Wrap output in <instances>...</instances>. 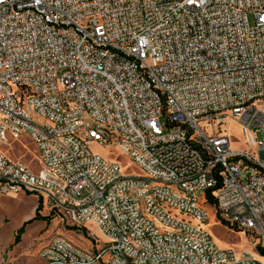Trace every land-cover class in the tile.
<instances>
[{
    "label": "built area",
    "instance_id": "2783aa9c",
    "mask_svg": "<svg viewBox=\"0 0 264 264\" xmlns=\"http://www.w3.org/2000/svg\"><path fill=\"white\" fill-rule=\"evenodd\" d=\"M262 104L264 0H0V144L28 139L40 168L0 151V195L102 237H53L42 264H264ZM210 191L253 251L216 245Z\"/></svg>",
    "mask_w": 264,
    "mask_h": 264
},
{
    "label": "rangeland",
    "instance_id": "374dc122",
    "mask_svg": "<svg viewBox=\"0 0 264 264\" xmlns=\"http://www.w3.org/2000/svg\"><path fill=\"white\" fill-rule=\"evenodd\" d=\"M262 106L264 107V104ZM202 126L199 124L200 128ZM220 130L228 137L232 150L249 151L245 132L236 121L227 117L224 124L220 126ZM256 138H259L258 134H256ZM91 150L107 160H115L120 168L129 175H140L139 170L120 154H115L106 148H99L97 145L91 146ZM0 151L10 161L21 162L35 173L40 169L36 152L26 138L19 141L9 140L0 144ZM85 193L86 191L83 190L81 195L83 196ZM37 206H40V203L33 194L0 195V260L5 264H41L38 254L53 237H62L83 251L91 248L95 241L99 242V239H102L93 226L68 224L46 210H41V206L37 211ZM207 210L209 221L206 230L218 247L222 249L232 247L239 252L242 250L253 251L255 240L251 233H244L222 225L216 209L207 208ZM29 220L32 221L25 226L19 243L14 244L15 232ZM80 242H85L86 245H82Z\"/></svg>",
    "mask_w": 264,
    "mask_h": 264
},
{
    "label": "trees",
    "instance_id": "16d2710c",
    "mask_svg": "<svg viewBox=\"0 0 264 264\" xmlns=\"http://www.w3.org/2000/svg\"><path fill=\"white\" fill-rule=\"evenodd\" d=\"M206 201H207V204L211 207V208H215V202H214V199H213V196L211 194V191L207 193V196H206ZM40 206H37L36 210L38 211L40 208ZM218 216V214H217ZM219 218V216H218ZM43 219V218H42ZM32 220H29L25 223H23V225L17 229V231L15 232V235H14V239H13V243L14 244H18L19 243V240H20V236L23 234L24 232V228L25 226L27 225V223L31 222ZM222 225L224 226H228V227H231L233 229H237L236 227L234 226H231V225H228V224H225L224 222H221Z\"/></svg>",
    "mask_w": 264,
    "mask_h": 264
},
{
    "label": "crops",
    "instance_id": "0c3cea01",
    "mask_svg": "<svg viewBox=\"0 0 264 264\" xmlns=\"http://www.w3.org/2000/svg\"><path fill=\"white\" fill-rule=\"evenodd\" d=\"M80 243H81V242H80ZM81 244H82V245H86V243H85V242H82ZM77 245H78V244H77ZM87 247H88V246H87ZM41 264H42V263H41Z\"/></svg>",
    "mask_w": 264,
    "mask_h": 264
}]
</instances>
